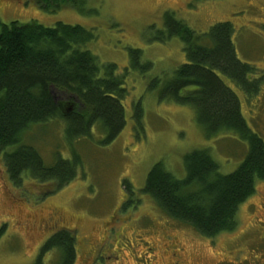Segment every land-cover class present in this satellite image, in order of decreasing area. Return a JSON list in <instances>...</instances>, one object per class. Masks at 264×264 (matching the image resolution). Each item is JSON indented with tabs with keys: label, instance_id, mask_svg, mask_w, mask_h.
Returning <instances> with one entry per match:
<instances>
[{
	"label": "rangeland",
	"instance_id": "rangeland-1",
	"mask_svg": "<svg viewBox=\"0 0 264 264\" xmlns=\"http://www.w3.org/2000/svg\"><path fill=\"white\" fill-rule=\"evenodd\" d=\"M76 5L45 12L38 0H0V23H63L92 31L86 49L99 64H113L118 75H125V124L106 145L97 126L91 137L73 141L60 119L32 125L22 143L38 153L45 167L59 158L75 164L74 179L56 191L52 183L29 178L12 185L0 152V264H34L45 241L61 230L74 233L75 264H94L93 248L99 249L100 264L102 250L110 257L106 264H264V181L239 207L235 230L213 243L164 215L142 192L158 163L183 179V156L208 150L219 172L229 174L248 151L233 135L206 138L191 107L160 100V87L149 89L153 80L162 85L186 63L178 38L157 40L166 13L196 35L219 23L232 25L236 56L253 67L251 80L259 82V90L246 102L228 79H221L236 93L248 128L264 143V0H76ZM130 49L139 50L140 62L150 68L131 67ZM72 104L61 109L69 113ZM136 111H141L139 120ZM43 259L52 264L56 255Z\"/></svg>",
	"mask_w": 264,
	"mask_h": 264
},
{
	"label": "trees",
	"instance_id": "trees-1",
	"mask_svg": "<svg viewBox=\"0 0 264 264\" xmlns=\"http://www.w3.org/2000/svg\"><path fill=\"white\" fill-rule=\"evenodd\" d=\"M72 5L77 6L76 0H38L45 12L73 9ZM77 11H81L79 6ZM233 33L232 25L225 22L196 35L166 13L157 40L165 43L178 38L186 63L162 85L153 80L149 86L152 90L160 87V100L191 107L206 138L233 135L248 146L244 160L229 174L219 172L208 150L183 156V179L175 178L159 163L147 174L142 192L164 215L206 238L234 231L239 207L264 180V143L248 128L236 93L221 79H228L246 102L259 90V82L251 80L253 67L236 56ZM93 39L92 31L76 25L0 23V152L15 187L29 178L40 184L52 183L56 191L76 175L73 162L59 158L54 166L45 167L38 153L22 143L32 125L60 119L66 124L67 138L73 141L91 137L97 126L104 145L122 131L125 75H118L113 64L98 63L86 49ZM128 53L131 67L141 72L150 68L149 63L140 62L139 50ZM65 103H73L75 109L69 113L61 109ZM140 112L135 113L137 120ZM51 253L56 255L52 264H75L74 233H54L40 248L34 264H44L43 258Z\"/></svg>",
	"mask_w": 264,
	"mask_h": 264
},
{
	"label": "flooded vegetation",
	"instance_id": "flooded-vegetation-1",
	"mask_svg": "<svg viewBox=\"0 0 264 264\" xmlns=\"http://www.w3.org/2000/svg\"><path fill=\"white\" fill-rule=\"evenodd\" d=\"M72 110V109H71ZM264 181V180H263ZM263 181H261V182H263ZM263 200H264V198H263ZM70 231V230H69ZM72 232V231H71ZM203 237V236H202ZM203 238H205L206 240H209V242L210 243H213V242H215V239H216V237L215 238H206V237H203ZM106 240V238L104 239V240H102V241H105ZM101 241V242H102ZM92 251H93V253H92V256H91V258H93L94 259V264H96V263H98V251H99V249L97 248L96 250H95V248H93L92 249ZM89 252H91V249H90V251ZM104 253L103 255H100V258H103V260H102V263L101 264H106V262L108 261V259L110 258V257H108V255H106L107 253L104 251V250H102V251H100V253ZM109 253V252H108ZM110 253H112V252H110ZM114 259H118V258H114ZM255 259V258H254ZM98 264H100V263H98Z\"/></svg>",
	"mask_w": 264,
	"mask_h": 264
}]
</instances>
